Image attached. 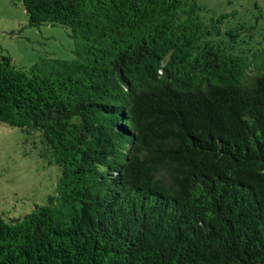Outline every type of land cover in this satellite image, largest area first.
<instances>
[{
  "label": "trees",
  "instance_id": "obj_1",
  "mask_svg": "<svg viewBox=\"0 0 264 264\" xmlns=\"http://www.w3.org/2000/svg\"><path fill=\"white\" fill-rule=\"evenodd\" d=\"M73 59L0 55V123L54 195L0 217V264H264V47L196 0H22Z\"/></svg>",
  "mask_w": 264,
  "mask_h": 264
},
{
  "label": "rangeland",
  "instance_id": "obj_2",
  "mask_svg": "<svg viewBox=\"0 0 264 264\" xmlns=\"http://www.w3.org/2000/svg\"><path fill=\"white\" fill-rule=\"evenodd\" d=\"M205 22L220 20L222 32L242 26L239 38L264 47V0H196ZM74 42L67 28L32 27L22 0H0V55L17 70L40 59H73ZM38 133L0 123V217L20 218L54 195L58 168L41 156Z\"/></svg>",
  "mask_w": 264,
  "mask_h": 264
}]
</instances>
